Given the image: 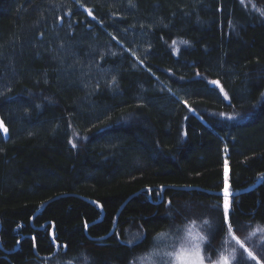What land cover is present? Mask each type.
<instances>
[{"label": "trees", "instance_id": "trees-1", "mask_svg": "<svg viewBox=\"0 0 264 264\" xmlns=\"http://www.w3.org/2000/svg\"><path fill=\"white\" fill-rule=\"evenodd\" d=\"M262 12L264 0H0V264H171L165 251L201 241L157 233L196 219L193 236L210 235L225 149L231 190L264 176ZM227 199L211 259L264 264V178Z\"/></svg>", "mask_w": 264, "mask_h": 264}, {"label": "snow or ice", "instance_id": "snow-or-ice-1", "mask_svg": "<svg viewBox=\"0 0 264 264\" xmlns=\"http://www.w3.org/2000/svg\"><path fill=\"white\" fill-rule=\"evenodd\" d=\"M89 14H91V10H89ZM264 15V12L261 13ZM175 43V42H174ZM184 43H187V41H184ZM113 83H115V80H113ZM211 83L217 84L218 81H212ZM223 91V89H221ZM225 96H227V93H225ZM229 119H234L236 117L229 116ZM0 129H2L5 133L7 132V128L3 127V122L0 121ZM75 146V145H73ZM264 175V174H262ZM229 193L227 192V189H225V200L223 204V213L221 216L220 223L218 227L213 230L210 235H205L202 232L197 231L196 235L193 236V229L197 228V220L192 219L187 221L184 225H177L176 226V232H172L171 230L166 232H159L156 234V236L153 238L154 241H159L163 237L172 236L176 240H180L181 236L179 233L181 232V229L183 232L190 237H193L194 239H199L201 243L194 244L192 246V250L188 251L186 250L183 243H181L178 247L176 245H173L174 250L165 251L163 254L168 257H173L174 260L172 261V264H207V261H211V264H231L229 258L227 256H221L219 260H212L211 259V251H214L213 246V240L216 238L217 234L219 232H223L225 230V222L229 221V209H230V202L227 199ZM204 225H209L211 227L210 222L206 219L202 220L201 227ZM232 224L229 222L227 224V228L231 229ZM140 234L138 233L137 236ZM252 235H255V233H252ZM128 244H132V240L127 241ZM206 245L207 249L209 250L208 253H205L204 247L202 246ZM66 247V245H65ZM152 255H160V250L156 247L155 244L151 246ZM234 255V254H233ZM248 255L253 260H258V258L251 252H248ZM141 261L144 259L143 257H139ZM149 259H151V256H149ZM131 264H135V259L131 262ZM155 264V262H154ZM165 264H168L166 261ZM240 264H247L246 260H241Z\"/></svg>", "mask_w": 264, "mask_h": 264}, {"label": "water", "instance_id": "water-1", "mask_svg": "<svg viewBox=\"0 0 264 264\" xmlns=\"http://www.w3.org/2000/svg\"><path fill=\"white\" fill-rule=\"evenodd\" d=\"M263 178H264V176L261 177V179L255 185L249 186L247 189H241L239 191H227L229 193L228 197H233L234 198V197L239 196L240 194H242V193H244L246 191H249V190H252V189L256 188L262 182ZM213 193L225 197V191H223V190L217 191V192H213ZM97 204L100 206V208L102 210V216H101V219H100V220H102L104 218V216H105V213H104V210H103L101 204H99V203H97ZM115 226H114V228H115ZM1 229H2V222L0 220V233H1ZM54 232H55V226H53V228L51 229V232H50L51 239H53V237H54ZM103 238H105V237H103ZM59 247H60L59 244L56 243V250H55L54 254L46 255L44 257L48 258V257L54 256L58 252ZM35 250H36V246H35Z\"/></svg>", "mask_w": 264, "mask_h": 264}, {"label": "rangeland", "instance_id": "rangeland-1", "mask_svg": "<svg viewBox=\"0 0 264 264\" xmlns=\"http://www.w3.org/2000/svg\"><path fill=\"white\" fill-rule=\"evenodd\" d=\"M242 2H244L245 0H241ZM225 150H227V152H228V149H225ZM227 152H225V160H226V163H225V177H224V190L223 191H225V189H227V191H239V190H231L230 188H231V178H230V166H229V159H228V157H227ZM241 195V194H240ZM236 197H238V196H236ZM233 198V197H232ZM135 232H137V231H135ZM131 235H133V236H135L136 235V233H133V234H131ZM187 245H189V243H187ZM186 250H188V251H190L187 247H186ZM57 254V253H56ZM55 254V255H56ZM37 255V254H36ZM54 255V256H55ZM38 256V255H37ZM42 257V259H48V258H51V257H48V258H45L44 256H41ZM53 257V256H52ZM37 264H39L38 262H37ZM172 264V263H171ZM207 264H211V263H207Z\"/></svg>", "mask_w": 264, "mask_h": 264}]
</instances>
